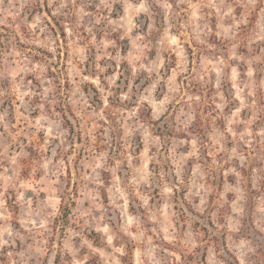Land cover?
<instances>
[{"label": "rangeland", "instance_id": "rangeland-1", "mask_svg": "<svg viewBox=\"0 0 264 264\" xmlns=\"http://www.w3.org/2000/svg\"><path fill=\"white\" fill-rule=\"evenodd\" d=\"M199 236L264 264V0H0V264H164L161 237Z\"/></svg>", "mask_w": 264, "mask_h": 264}, {"label": "trees", "instance_id": "trees-1", "mask_svg": "<svg viewBox=\"0 0 264 264\" xmlns=\"http://www.w3.org/2000/svg\"><path fill=\"white\" fill-rule=\"evenodd\" d=\"M205 107L207 109L209 106L205 105ZM213 112L215 111L213 110L211 114H213ZM66 120L69 124L68 128L70 130H73L74 129L73 123L68 118ZM210 123H211L210 118L203 117L201 114L196 113L195 121L192 123L190 127H188V130L186 131L187 133L191 132L192 134L197 135L198 138H200V140L202 141V146H204L205 144L203 141H207L208 136L206 132L210 130ZM187 133H183V134H187ZM203 148L205 149V147ZM186 204H189V203H186ZM179 210H180V219H182L181 221H183V224L186 225L189 221H191L192 217H190L186 209L180 207ZM192 213L196 215L197 217L206 216L208 217L209 222L211 223L213 222L211 210H209L207 215L204 213L195 211V210H192ZM192 224H193L194 231H195L196 226L198 228L199 226H201L199 220H195ZM202 228L205 232V236H209L210 230L205 226H202ZM202 238L203 237L201 236L197 238V241H196L197 245L183 247L180 241L175 240L171 243V242L166 241L163 237H161V241L159 243L163 244L166 247V249L172 252V255L170 256V260H168L164 264H208L207 262L208 243H206L203 246V244L201 243ZM209 241L210 239H208V242Z\"/></svg>", "mask_w": 264, "mask_h": 264}]
</instances>
